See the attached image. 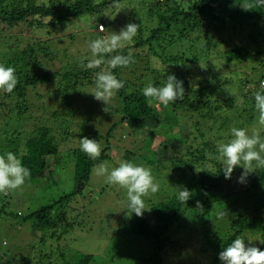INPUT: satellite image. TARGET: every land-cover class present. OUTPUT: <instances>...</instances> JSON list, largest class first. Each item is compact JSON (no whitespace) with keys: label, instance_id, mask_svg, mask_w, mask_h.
Instances as JSON below:
<instances>
[{"label":"trees","instance_id":"obj_1","mask_svg":"<svg viewBox=\"0 0 264 264\" xmlns=\"http://www.w3.org/2000/svg\"><path fill=\"white\" fill-rule=\"evenodd\" d=\"M122 1L117 0L118 3ZM108 3L109 0H0V64L13 67L18 78L13 92L0 89V154L16 153L31 170V177L25 185L32 187L33 181L39 178L48 186L51 180L56 182L51 174L57 166L66 165L51 133L60 130L66 139L77 137L78 145L68 151L69 164H74L73 189L48 200L23 219L24 223L30 222L34 231L46 230L41 233L45 235L43 238L48 235L54 242L52 249L42 239L45 245L41 253L28 248L21 254L19 252L25 246L20 245L22 243L19 244L15 237L23 230H14L13 245L6 252L0 250V264H180L187 249L183 240L191 237L199 243V253L208 258V264H222L219 253L237 236L246 240L259 239L258 248L264 250V168H253L243 184L237 182L244 171L241 167L234 169L231 179H225L216 151L217 142L229 138L230 128L251 125L256 112L253 94L264 81V52L239 46L222 52L214 51L217 49L216 38L229 26L234 28L238 21H242L240 26H244L242 16L247 13L252 15L250 38L258 47V36L264 37V6L258 5L257 0H156L148 10L155 22L154 29L148 27L145 31L143 26H138L137 35L130 43L105 54L106 60L112 55L131 53L132 63L115 69L104 63L99 67L81 68L77 74L63 73L62 70L71 68L72 64L66 63V59L58 60L54 55L55 48L43 45L44 41L58 38L63 34V27L86 15L88 23L93 25L89 30L93 27L99 38L109 35V31L116 29L115 21L107 19L109 13L105 12L104 17L95 21L93 17ZM133 23L138 24L136 21ZM99 25L104 27V31H99ZM37 32L47 39L34 41L28 37L30 44L23 46L21 41L11 37L22 33L33 37ZM211 42L214 44L209 48ZM140 49L146 55L139 53ZM173 51H177L176 57L172 56ZM202 54L207 57L215 54L228 62L242 64L263 56L259 69L249 63L253 75L260 71L258 78L244 73L237 81L241 103L231 96L226 99L218 96L229 86H236L232 80L224 81L222 87L213 85L215 79L210 74L209 80H201L202 73L210 66L209 62L202 67L201 62H196L200 61ZM158 63H163L165 69L157 70ZM59 69L67 83L51 88L49 83L60 74ZM210 69H215L213 64ZM100 71H111L123 87L107 102L108 106L95 99L88 104H76L73 98L75 94L79 95L77 91L85 86L94 90L95 74ZM169 74L183 81L181 98L165 106L143 96L141 89L144 86L149 83L158 86ZM206 77L208 75H204ZM55 97L69 108L61 109V104L60 108L53 109L51 98ZM44 99L47 106L51 105L49 108L38 104ZM32 102H37V105ZM72 104L76 109L70 107ZM110 106L114 108L113 112H110ZM42 109L45 112L35 113L34 118L26 116L27 112L32 114L31 111ZM79 115L81 119L76 120ZM68 119L77 121L73 129L67 127ZM31 120L44 121L41 122L44 127L37 129L38 125L32 124ZM47 120L51 124L45 126ZM108 122H112V126L102 135L99 126ZM31 128L37 130L30 133ZM118 129L127 136L115 137L114 132ZM142 129L154 141V145H143V151L146 153L151 149L152 152L136 156L126 150L121 159L149 168L154 180L169 188L166 194H171V197L148 204V211L140 217L126 213L127 202L123 210L118 211L117 208V213L103 217L104 228L97 229L100 238L107 236L113 225L118 237L111 239L113 245L109 252L106 251L107 256L100 259L102 261L94 253L78 247L69 249L66 243L70 240L66 237L75 231L92 230L85 223L90 224L94 215L90 208L95 206L89 205L87 209L76 207L85 194L92 170L110 160L116 164V159L112 161V150L116 148L113 144H122L136 137ZM174 129L179 132L178 136ZM70 130H78V134L70 133ZM85 136L96 139L100 145L101 153L96 159L89 158L80 150L79 139ZM49 158H53L55 163ZM176 188H187L192 193L191 198L186 202L180 201ZM11 194V191L1 194L0 206L2 204L7 210L6 216L22 218L20 213L8 211L11 203L16 204ZM88 201H93L92 195ZM13 224L17 227V221ZM2 244L4 246L5 242ZM26 247L31 246L27 244Z\"/></svg>","mask_w":264,"mask_h":264},{"label":"rangeland","instance_id":"obj_2","mask_svg":"<svg viewBox=\"0 0 264 264\" xmlns=\"http://www.w3.org/2000/svg\"><path fill=\"white\" fill-rule=\"evenodd\" d=\"M40 1L46 2L47 0H40ZM111 1L112 0H109L108 5L103 10L100 9L101 12L93 15L94 21L98 17L101 16L104 17L106 12L109 13L107 19H110V21L113 22L115 21L116 32H119V30L123 28L125 25L129 23H133L134 21L138 23L137 24L138 26L140 25H141L140 27L143 26L146 29L145 31H147L148 27L149 29L155 27V22L150 17L148 10L149 7H151V4H153L154 1L156 0H123L122 3H118L117 0L116 1L114 0L112 4ZM242 17L244 18V22H245L244 26H240V23H242V21H238L236 25H233L234 28L229 26L228 29L223 34H220L218 38H216L215 41L217 43V49L216 50L213 49L214 51L222 52L229 48L239 46L242 48H247V47H250L252 49L257 48L262 52H264V37L259 38L258 36L257 39V43L259 44L258 47L254 45V42L250 38V35L253 31L252 24L250 23L252 21L251 13H247L245 15L243 14ZM87 18L88 15H86V17L82 16L76 20H73L66 27H63L62 29L63 34H61L56 39L55 37H51L50 39L46 40L47 38L45 37V35L39 32H37V34L34 35L33 37L24 33H22V35L19 34L17 35L10 34V35L11 37H13V39L16 38L18 41H21L23 46L30 44L31 41L28 37H30L34 41L46 40L44 41L43 45H46L49 48H53V49L55 48L56 54L54 55L57 56L58 60L66 59V63L72 64L71 68L68 67L67 69L62 70V72L66 73L67 71H69V74L71 73L77 74L81 68L82 69L88 68L87 63L94 58L92 56L89 43L92 39L99 38V36L95 32H93V27L91 30H89V28L93 25L92 23H88ZM263 25L264 24H262V26ZM213 44L214 43L211 42L209 48H212ZM126 45L127 44H125V46ZM184 50L185 49H183L182 51ZM143 51L144 50L141 49L138 50L139 53L146 55V52L144 53ZM191 52H194V50L192 49ZM177 55H178L177 51L172 52L173 57H176ZM199 59L200 61H196V62L199 63L201 62V67L205 66L206 62L210 63L209 69L205 70V72L202 73L201 80L203 82H206L207 80H209V74H210L215 79L213 85L220 87H222V83L224 81L232 80V82L235 83L236 86L235 87L229 86L227 90L222 91L221 94H218V96L224 99L231 96L235 100L239 99L240 102V97L237 92V85H238L237 81L240 77L243 76L244 73H248L250 74V77L254 76L256 78L257 75L260 73V71H255L254 73L255 75H253L252 67L249 65V63H251L252 66L259 69L263 56H260L259 59L249 60L248 64L247 63L242 64L237 61L228 62L227 59H224L220 56H216L215 54H213L212 57L203 56L202 54V56ZM212 64L214 65L215 68L214 70L210 69ZM160 68L165 69V65H163V63H158L157 70ZM59 73L60 74L57 75L54 81L49 83L51 88L61 87L64 86L65 83H67V80L64 78L65 75L61 73L60 69H59ZM193 73H195V71H193ZM204 75H208V77L204 78ZM39 93L43 94V92H41L40 89H39ZM77 93H79V95L75 94L76 97L73 98L76 104L79 105H81V103L88 104L90 100L94 99L92 95L93 89L89 86H85L84 89L77 91ZM27 100L31 101V98H27ZM51 100H52V105H54L53 109L58 107L60 108V105L61 104L63 105L62 100L60 98L55 97V98H51ZM32 103H35L37 105V102H32ZM38 104H42V105L45 104L46 108H49L51 106V105L49 106L46 105L47 104L46 99L41 100V102H38ZM74 106L75 104H72V106L70 107L76 109ZM106 106H108V104ZM37 107L39 108L40 106L38 105ZM68 108H69L68 105L67 106L63 105L61 109L66 110ZM113 111L114 108L110 106V112ZM43 112H45V109H42L37 112L36 110H33L31 111L32 114L27 112L26 116L27 117L30 116L34 118L35 113L39 115ZM78 119H81V115H79L76 118V120ZM76 120L68 119L67 127H69V129H73L77 123ZM41 122L44 123V121ZM41 122H33L31 120L32 124L38 125L37 129H41L44 127V124ZM45 122H46L45 126L51 124V122L48 120ZM111 126H112V122H108V124L106 125L104 124L103 126L101 123L99 126L101 127V129L99 130H102V135H104ZM257 127H258V113L255 112V116L253 117L251 125L249 127L246 126L244 128L248 129L249 132H251L253 129ZM37 129L31 128L29 132L30 133L35 132ZM145 129L139 130L136 137L130 138L129 139L130 141L128 140L126 142H123L122 144H120L121 142H115L113 145L116 148L112 150V155H113L112 161L113 159H116L117 160L116 164L119 165V163L123 161L121 159V156L124 155L126 150L132 151L136 156H139L145 153V150L143 151V145L146 144L154 145V141L146 136ZM59 131L52 132L51 137H54V139H56V143L58 145V152L62 153L60 154L62 155L61 159L62 161H66V165H64L63 163L61 165L59 164L57 166V170L52 172L51 177H53L56 182L51 180V182L47 184L48 186H46L45 182L37 178L36 180L33 181L34 186L29 187L27 184L26 185L24 184L22 187L11 191L12 193L11 196H13L16 199L15 202L16 204L9 203L10 205L8 211L11 214L20 213L22 218L13 219L9 216H6L7 210L2 206V204L0 206V250L2 249L3 252H6L13 245L15 238L17 239L19 244L22 243L20 245L25 246V248L22 247L21 251L19 250L20 251L19 253L21 254H24V249H28V248L29 249L33 248L35 253H41L43 251V246L45 245V243L41 241L42 239L46 240V246L48 248L52 249L53 247L54 242L48 238V235H46V238H43V236L45 235H42V233L45 232L46 230L34 231L30 226L31 225L30 222L24 223L23 219L26 218L29 213L35 211L34 209L39 208L48 200L56 199L62 193L69 192L73 189L72 170L74 169V164L72 165L69 164L71 158L68 156V151H71L73 148L78 147L76 142L77 137H75V139L73 138L66 139V137H64L65 136L64 133ZM77 131L78 130H70V133L75 132L74 134L77 135L78 134ZM174 132L178 136L179 132H177V129H174ZM114 135L115 137L121 136L122 138L127 136V134L120 129L116 130L114 132ZM146 151L147 152L145 154L147 155H149V153L152 152L151 149H148ZM49 160L55 163V160L53 158H49ZM58 160L59 159H56V162H58ZM112 163L110 160V162L107 161L103 164H106V167L110 171L111 168L118 166L114 164V162ZM155 182L158 183V180ZM166 187L167 186L159 185V191L157 193H148L145 197H143L144 207H145L144 211H148L149 208L148 204L150 205V203L154 204L160 201H166L171 197V194H166V192L169 190V188L167 189ZM86 190L84 196L80 197L81 199L79 200V203L76 205V207H78L79 209L80 208L87 209L89 205L95 206V208H90L94 213V215H92L93 218L91 219L90 224L85 223V226H88L92 230L91 231L86 230L85 232L75 231L70 236L66 237V239L68 238L70 240L66 244H69V249L78 247V249H82L83 251L94 253L95 255H97V259H99V261H102L100 259L107 256L106 251L109 252V250L113 245V243H111V239L115 240L118 236H116L114 231L115 225H113L110 228V230L107 233V236L105 235L103 236V238H100L97 229L102 230L104 228L103 221L105 219H103V217L108 218L109 215L117 213L119 209L123 210L127 202V192H126V188H123L119 185L109 184L106 180V175L97 176L93 170L90 176V182ZM90 195H92L93 198V201L91 202L88 201V197ZM149 200H151V202ZM117 208L118 211L115 210ZM3 210L5 212H3ZM14 221L15 222L17 221V224H15L17 227L11 225L13 224ZM14 230L15 231L23 230V233L19 234L17 237L14 238V234H15ZM25 230H27V232ZM187 236L188 235H186V237ZM249 240L251 241L252 246L258 248L260 244L259 239L251 238ZM195 241L196 239L192 237L183 240V244L184 246H186L187 249H186V254L184 253L183 257L181 258L180 264H208L207 262L208 258L202 256L199 253L200 245L198 242ZM3 242H5L4 246L2 244ZM247 242H245L246 245L248 244ZM27 244L30 245L31 247H26ZM17 249H19V245ZM114 259L117 260L116 257ZM0 260H1V256H0ZM56 264H60V263H56Z\"/></svg>","mask_w":264,"mask_h":264},{"label":"clouds","instance_id":"obj_3","mask_svg":"<svg viewBox=\"0 0 264 264\" xmlns=\"http://www.w3.org/2000/svg\"><path fill=\"white\" fill-rule=\"evenodd\" d=\"M257 4L264 6V0H257ZM138 31V25L129 23L110 34L97 39H92L89 47L94 57L87 63L88 68L99 67L107 63L109 68L125 67L133 62L131 53L128 55H112L105 60V54L124 47L130 43ZM18 83L15 69L11 66L0 64V89L7 93L13 92ZM123 87V83L116 78L111 71H100L95 74V86L93 97L97 101L107 102L114 97ZM145 98L156 100L167 106L171 102L181 98L184 94L183 81L174 74L167 75L160 85L147 84L141 89ZM254 108L258 113V127L249 132L242 127H232L228 132L227 140H220L216 144L217 159L222 163L225 179H231L236 167L244 171L238 178V183H245L253 168H264V81H261L258 89L253 94ZM106 111V108L104 109ZM80 150L89 158L96 159L100 156L101 149L96 139L82 137ZM97 176L106 175L109 184L126 188L127 207L126 213L143 215L145 210L144 199L148 193H157L159 184L155 182L151 170L145 166L137 165L129 161H121L118 166L109 169L106 164H98L93 169ZM31 177V170L14 152L0 154V194L22 187ZM177 199L186 202L192 196L187 188H176ZM130 215V216H131ZM246 241L248 244L246 245ZM222 264H264V250L252 246L250 240L237 236L219 253Z\"/></svg>","mask_w":264,"mask_h":264},{"label":"built area","instance_id":"obj_4","mask_svg":"<svg viewBox=\"0 0 264 264\" xmlns=\"http://www.w3.org/2000/svg\"><path fill=\"white\" fill-rule=\"evenodd\" d=\"M98 29L99 31H104V27L102 25H99Z\"/></svg>","mask_w":264,"mask_h":264}]
</instances>
